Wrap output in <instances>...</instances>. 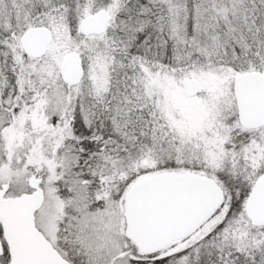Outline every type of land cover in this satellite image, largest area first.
Listing matches in <instances>:
<instances>
[{
	"label": "snow or ice",
	"instance_id": "6c2138e0",
	"mask_svg": "<svg viewBox=\"0 0 264 264\" xmlns=\"http://www.w3.org/2000/svg\"><path fill=\"white\" fill-rule=\"evenodd\" d=\"M0 264H264V0H0Z\"/></svg>",
	"mask_w": 264,
	"mask_h": 264
}]
</instances>
